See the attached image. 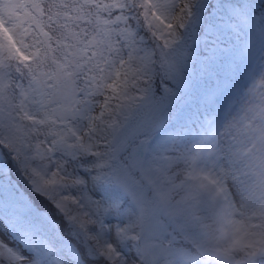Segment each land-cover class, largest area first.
<instances>
[{
  "label": "snow or ice",
  "instance_id": "obj_1",
  "mask_svg": "<svg viewBox=\"0 0 264 264\" xmlns=\"http://www.w3.org/2000/svg\"><path fill=\"white\" fill-rule=\"evenodd\" d=\"M0 264H264V0H0Z\"/></svg>",
  "mask_w": 264,
  "mask_h": 264
}]
</instances>
